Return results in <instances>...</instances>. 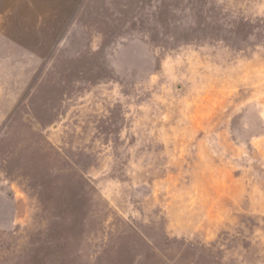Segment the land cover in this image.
Masks as SVG:
<instances>
[{
  "label": "rangeland",
  "instance_id": "obj_1",
  "mask_svg": "<svg viewBox=\"0 0 264 264\" xmlns=\"http://www.w3.org/2000/svg\"><path fill=\"white\" fill-rule=\"evenodd\" d=\"M0 264H264V0H0Z\"/></svg>",
  "mask_w": 264,
  "mask_h": 264
}]
</instances>
